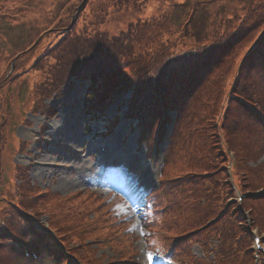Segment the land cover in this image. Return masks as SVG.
Instances as JSON below:
<instances>
[{
	"label": "trees",
	"instance_id": "16d2710c",
	"mask_svg": "<svg viewBox=\"0 0 264 264\" xmlns=\"http://www.w3.org/2000/svg\"><path fill=\"white\" fill-rule=\"evenodd\" d=\"M88 1L86 4L85 0L80 2L74 14L76 24L71 22L65 28L60 21L63 28L56 27L54 33V36H60L58 46L34 68L45 78L40 85L43 94L49 97L52 90L72 87L71 77L89 80L88 110L104 113L121 93L135 85L128 103V114L138 121L141 140L148 144L150 151L155 144L152 138L154 134L157 133L159 142L165 138L166 126L172 121L167 112H177L173 133L164 154L166 171L163 172L160 190V196L164 198L175 197L169 202L163 218L174 230L185 229L188 223L204 224L205 219L215 217L224 201L233 194L226 170L228 146L222 132L232 149L236 151L237 145H241V151H246L237 152L239 160L236 170L241 185L245 189L256 188V180L251 178L255 173L250 175L256 170L250 166V162L252 159L255 162L264 153V0H259L258 4L249 3L242 23L226 35H218L222 27L216 21L222 16V22V10L218 9L222 15L217 12L215 16L206 5L199 8L203 4L200 1L196 2V6L191 3L192 0L177 5L173 3L162 13L142 19L150 0H124L127 1L128 10L139 13L138 21L131 22L127 30L112 38L106 30L99 29V23L92 25L90 32L76 29L77 18ZM84 4L79 13V7ZM201 9L204 10L202 13ZM180 11L183 16L179 18L184 21L181 32L193 23L210 42L191 44L187 51H180L178 46L182 43V36L168 39L173 31V17L176 12L180 16ZM194 17L197 18L193 21ZM212 26L215 28L211 29ZM146 31L152 36L150 42L144 45L141 41ZM137 44L139 49L136 52ZM173 47L175 52L170 53ZM153 50H156L159 62L148 59V53ZM185 52L189 55L188 59L181 62H173L170 58L174 53L176 57H184ZM229 71H233V78L226 76ZM228 83L229 89L225 88ZM35 99L34 103L41 98ZM34 109L51 116V112L42 111L44 109L37 108V105ZM210 130L213 131L209 133ZM156 150L158 152L159 147L157 149L156 146ZM178 160L187 166L184 168L187 171L181 170L176 176L169 175L168 168ZM219 163H223L221 168L217 167ZM19 166L16 165V183L11 186L18 205H7L0 212V255L5 257L3 264H7V258L13 263L33 261L13 247H8L6 237L12 234V230L4 221L19 218L17 212H24L22 203H38L37 195L45 191H39L42 189L38 187L28 189L27 169ZM243 209H251L254 224L264 228V196L246 199ZM42 210L37 212L38 215L47 213V208ZM79 214L82 216L79 221L87 224L79 230L84 235L90 225L86 221L89 212L83 210ZM31 215L38 218L36 211ZM22 218L24 234L27 235H15L24 239L29 237L30 246H35L39 252L44 248H54L50 236L37 230L32 219L21 217L19 220ZM108 221L113 223L110 222L111 218ZM109 223L107 225L115 232ZM79 226L75 225L73 230L76 231ZM93 229L95 232L96 228ZM66 236V233L60 235L63 241H67ZM182 236L174 238L181 240L174 253L182 262L192 258L193 264H254L248 250L252 244V234L244 213L238 207L235 211L224 212L218 221L188 236L200 244L205 256L214 252L213 261L191 257L184 243L186 240H182L188 237ZM211 240L218 242L214 251L210 250ZM94 260V263L101 264L98 263L99 259Z\"/></svg>",
	"mask_w": 264,
	"mask_h": 264
},
{
	"label": "rangeland",
	"instance_id": "374dc122",
	"mask_svg": "<svg viewBox=\"0 0 264 264\" xmlns=\"http://www.w3.org/2000/svg\"><path fill=\"white\" fill-rule=\"evenodd\" d=\"M81 1L0 0V212H3L7 205L13 207L12 203L18 201L11 186L16 183V165H20L22 169L24 165V168H28L26 178L29 186L27 188L34 190L38 187L42 189L39 191L46 189L48 192L45 190L37 195L38 203L23 202L24 212L22 214L17 212V217L33 219L34 223L39 222L37 227L43 233L59 238L62 243V252L59 253L61 264H65L67 259L75 258L87 260L88 263L84 264H97L92 262L95 261L93 258L96 254L98 256L102 254L100 258L102 264L117 262L121 264L123 261L137 262V264H170L167 259L156 257L149 250L150 248L145 244L144 235L147 234L149 237L152 235L151 240L154 241L152 248L164 245L168 247L174 243L176 236L185 234L190 236L192 230L198 225L187 222L185 229L174 230V227L154 215L150 197L148 200L145 198L151 189L157 188L163 153L158 155L160 156L158 159H154L156 153L153 150V157L149 158L146 146L137 147L135 139L138 132L134 129L132 121L123 117L126 110L124 100L119 99L118 103L112 105L106 113L90 114L88 111L85 113L84 109L89 83L80 84L75 81L70 88L63 87L62 90L61 87L59 91L52 90L49 97H46L40 88L45 78L36 72L39 70L34 68L38 63L44 62L51 50L58 46L60 36H54L55 28H63V24L67 28L71 22L76 24L74 14ZM87 1L85 0V4ZM170 1L172 0H150L142 19L145 16L162 13L170 5ZM185 1L188 0H174L179 3ZM198 1L203 3L199 5V8H203L202 5H206L205 7L209 9L218 5L225 7L221 9L224 15L222 22H220L222 16L216 21L222 27L220 33L217 32L218 35L232 32L242 23V18L246 14L244 8H247L249 3L258 4L259 2V0H215L216 2L212 3L214 0H192L191 3L196 6ZM85 4L79 7V13ZM130 10L127 8V1L124 0H90L77 18L76 29L79 31L85 29L90 32L93 29L91 26L99 23V29L106 30L112 38L119 35L121 31L127 30L131 22L138 21L139 13ZM201 10L200 13L204 11ZM233 10H235L234 14H232ZM180 12V16L176 12L173 17V31L168 39L181 35L182 43L178 46L180 51H187L191 44L210 42L206 41L193 23L182 33L184 21L180 19L183 16L182 11ZM196 18L194 17L193 21ZM214 28L211 27V29ZM68 30L69 28L65 31ZM151 36L149 31L144 32L142 44L150 42ZM138 49L137 44L136 52ZM156 50L150 51L147 57L151 61L159 62ZM169 52H175L174 47ZM175 54L170 58L176 63L188 59L189 56L187 52L184 57H176ZM233 75V71H229L226 76L233 78ZM229 84L225 88L229 89ZM35 97L41 99L34 103ZM128 97L130 93L125 95L124 99ZM35 105L39 109L43 108L42 111L51 112L52 117L47 119L49 115L36 111ZM117 114L119 124L112 135L106 138L99 137L97 133L104 130V126L112 124ZM171 115L174 116V114ZM212 131L210 130L209 133ZM124 136L126 141L123 143ZM165 146L164 144L162 150ZM103 147L111 149L112 156L108 159L110 166L105 163L107 157L101 152ZM241 149V145H237L236 154L246 152ZM230 156L236 159V157L233 158L232 152ZM117 158H120L119 161H116ZM13 162L17 164L14 166ZM222 164L219 163L217 167L221 168ZM252 167L256 170L250 173V175L255 173L251 176L256 180L254 186H262L264 184V154L260 155L257 162L252 163ZM184 168L187 166L180 164L178 160L174 166L168 168V173L176 176L181 170L187 171ZM103 174L106 176H102ZM132 181L133 184H131ZM135 185L142 188L138 190L140 193L136 204L125 194V189ZM258 191H263V188ZM32 192L37 194L36 191ZM162 205L165 204L159 203V207ZM46 208L47 213L38 215V211ZM83 210L89 212L86 221L92 225V227L89 225L84 235L79 232L83 226L87 225L79 221L82 217L79 213ZM35 211L38 218H33L31 215ZM147 217L151 221L150 224ZM19 218L4 221L5 225L12 230L11 237L16 236L15 234H24L23 218L21 220ZM109 218L112 224L109 223ZM107 223L115 232L111 231ZM41 224L50 232L43 230ZM75 225H80L76 231L73 230ZM144 227L151 231H146ZM93 228H96L95 232ZM154 230L157 233H154ZM65 233L67 241H63L60 237ZM258 233L264 236V233ZM19 237L27 244L31 242L29 237L25 239ZM82 239L83 241H80ZM187 242L190 241L187 240ZM8 247H11L10 243ZM33 248L35 249V246ZM192 249L197 255H201L197 246H193ZM68 250L73 254L72 256H75L74 258ZM149 253H152L151 260L148 259ZM10 254L13 255L12 252ZM43 256H46L48 260L41 264H52L51 257L47 253ZM4 258L0 255V264H3ZM53 260L58 263L57 258ZM6 263L40 264L35 261L13 263L9 258L6 259Z\"/></svg>",
	"mask_w": 264,
	"mask_h": 264
},
{
	"label": "bare ground",
	"instance_id": "6f19581e",
	"mask_svg": "<svg viewBox=\"0 0 264 264\" xmlns=\"http://www.w3.org/2000/svg\"><path fill=\"white\" fill-rule=\"evenodd\" d=\"M108 159H109V157L106 158L107 161H106L105 163H106L108 166H110V165H109V164H110V161H109ZM119 159H120V158H117L116 161H119ZM108 166H107V167H108ZM133 183H134V182L132 181L131 184H133ZM137 189H138L137 185H135V186L132 187V188H129V187H128L127 189H125V194H126L129 198H132V197H131V194L135 193V192L137 191ZM132 199H133V201H135V202L137 203L136 198H132Z\"/></svg>",
	"mask_w": 264,
	"mask_h": 264
},
{
	"label": "snow or ice",
	"instance_id": "6c2138e0",
	"mask_svg": "<svg viewBox=\"0 0 264 264\" xmlns=\"http://www.w3.org/2000/svg\"><path fill=\"white\" fill-rule=\"evenodd\" d=\"M159 251V250H158ZM148 259L151 260L152 259V253L148 254Z\"/></svg>",
	"mask_w": 264,
	"mask_h": 264
}]
</instances>
